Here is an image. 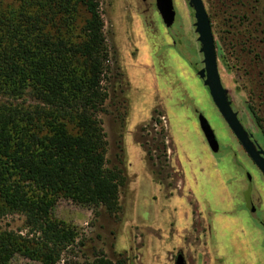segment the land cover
<instances>
[{"label":"rangeland","instance_id":"rangeland-1","mask_svg":"<svg viewBox=\"0 0 264 264\" xmlns=\"http://www.w3.org/2000/svg\"><path fill=\"white\" fill-rule=\"evenodd\" d=\"M175 1L167 28L155 0H101L113 53L103 118L107 159L126 182L115 219L64 198L52 209V218L75 228L84 243L79 263L92 262L95 248L127 264H174L178 252L186 264H264V178L199 78L203 57L193 11L188 0ZM202 1L229 104L264 152V133L250 112L264 131V0ZM199 115L214 132L215 154ZM189 123L210 155L196 147ZM189 153L194 158L185 164ZM185 166L191 173L184 174ZM0 230L27 232L19 215L0 218ZM9 264L40 263L15 256Z\"/></svg>","mask_w":264,"mask_h":264},{"label":"trees","instance_id":"trees-1","mask_svg":"<svg viewBox=\"0 0 264 264\" xmlns=\"http://www.w3.org/2000/svg\"><path fill=\"white\" fill-rule=\"evenodd\" d=\"M100 5L0 0V218L19 215L27 231L0 230V264L15 256L40 264H127L95 248L92 262L79 263L84 243L76 229L51 216L59 198L93 208L95 217L98 209L113 219L121 212L126 181L107 159L103 128L113 53Z\"/></svg>","mask_w":264,"mask_h":264},{"label":"water","instance_id":"water-1","mask_svg":"<svg viewBox=\"0 0 264 264\" xmlns=\"http://www.w3.org/2000/svg\"><path fill=\"white\" fill-rule=\"evenodd\" d=\"M193 11L195 21L194 28L200 45L202 54L203 69L199 71L198 76L203 81L211 97L214 106L221 115L225 124L238 141L246 155L257 167L264 177V152L259 145L253 140L242 123L238 115L232 110L222 86L218 71V61L212 27L202 0H188ZM157 11L167 28H171L175 21V10L172 0H155ZM198 123L206 143L212 153H217L219 149L218 142L207 120L199 115ZM175 264H185L184 257L178 255Z\"/></svg>","mask_w":264,"mask_h":264},{"label":"crops","instance_id":"crops-1","mask_svg":"<svg viewBox=\"0 0 264 264\" xmlns=\"http://www.w3.org/2000/svg\"><path fill=\"white\" fill-rule=\"evenodd\" d=\"M187 127H191V130H193L194 133L193 132L190 133V135H192V138L191 139H193V138L196 139L197 138L196 140H198V142H197V146L196 147H198V150L201 151V154H204V155H205V153H208L209 154L207 147L204 145L202 139H200V137L196 133V131H195L194 127H193V124L192 123H189V126H187ZM185 133H186V131H185ZM209 155H208V158H206V156H205L204 160H207V161L210 160L211 159L210 158L211 156H209ZM193 158H194V155H192L191 153L187 154V156H185V164H186L187 160H190V159H193ZM188 162H191V161H188ZM185 169H186V171H184V173H191L189 167L187 168L185 166ZM194 172L197 173V166L194 168Z\"/></svg>","mask_w":264,"mask_h":264},{"label":"flooded vegetation","instance_id":"flooded-vegetation-1","mask_svg":"<svg viewBox=\"0 0 264 264\" xmlns=\"http://www.w3.org/2000/svg\"><path fill=\"white\" fill-rule=\"evenodd\" d=\"M173 1V0H172ZM155 6H156V2H155ZM173 6H174V3H173ZM157 9V8H156ZM174 10H175V8H174ZM175 14H176V12H175ZM249 133V132H248ZM250 134V133H249ZM254 140V139H253ZM255 141V140H254ZM256 142V141H255ZM215 154V153H214ZM248 157V156H247ZM249 158V157H248ZM250 159V158H249ZM251 161V160H250ZM252 162V161H251ZM252 164H253V162H252ZM254 165V164H253ZM255 166V165H254ZM256 167V166H255ZM257 168V167H256ZM258 170V169H257ZM259 171V170H258ZM260 172V171H259ZM185 174V173H184ZM259 174H261V173H259ZM261 176L263 177V175L261 174ZM264 178V177H263ZM248 181H250V182H248V183H252V180H251V177L250 176H248ZM249 189H251V187L249 188ZM251 203V202H250ZM178 255H182L183 257H184V255L181 253V252H178L177 254H176V256H175V260H176V258H177V256ZM184 261H185V264H186V259H185V257H184ZM174 264H175V262H174Z\"/></svg>","mask_w":264,"mask_h":264},{"label":"bare ground","instance_id":"bare-ground-1","mask_svg":"<svg viewBox=\"0 0 264 264\" xmlns=\"http://www.w3.org/2000/svg\"><path fill=\"white\" fill-rule=\"evenodd\" d=\"M175 1V0H174ZM176 2V1H175ZM178 4H179V0H177Z\"/></svg>","mask_w":264,"mask_h":264}]
</instances>
